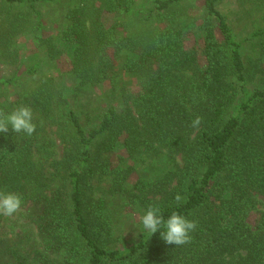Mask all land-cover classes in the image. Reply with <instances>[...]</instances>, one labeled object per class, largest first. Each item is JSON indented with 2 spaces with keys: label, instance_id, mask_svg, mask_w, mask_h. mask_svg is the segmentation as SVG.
<instances>
[{
  "label": "trees",
  "instance_id": "16d2710c",
  "mask_svg": "<svg viewBox=\"0 0 264 264\" xmlns=\"http://www.w3.org/2000/svg\"><path fill=\"white\" fill-rule=\"evenodd\" d=\"M189 1L201 2L197 17L180 12ZM219 1L0 0V54L14 40L16 58L17 38L32 33L74 93L42 76L16 101L36 132L0 133V191L19 194L31 222L1 264H264V30L244 54L249 39H236ZM188 29L199 49L186 46ZM104 84L124 110L82 120L70 98ZM140 154L161 170L130 185L126 157ZM121 204L177 211L197 228L182 246L145 231L112 248Z\"/></svg>",
  "mask_w": 264,
  "mask_h": 264
},
{
  "label": "rangeland",
  "instance_id": "374dc122",
  "mask_svg": "<svg viewBox=\"0 0 264 264\" xmlns=\"http://www.w3.org/2000/svg\"><path fill=\"white\" fill-rule=\"evenodd\" d=\"M149 3L150 0H136L135 6L141 9H148L150 7ZM182 4L179 6L181 13L194 17L198 16L201 2L189 1ZM217 5L225 12L238 41H246L254 32L264 30V0H220ZM13 13L14 11H12ZM49 27L45 25L43 29L49 30ZM186 37V46L188 48H200L201 40L198 38L199 36L194 35L192 29H188ZM252 42L253 38L244 42L242 45L244 54L251 53V49H253ZM15 47L18 50L16 58H14V40L10 44L9 53L0 54V111L10 112L18 107V102L16 101H21L24 92L33 88L39 79L45 75L56 77V82L59 81L64 86L63 91L65 90L66 94L74 96L71 87H69V80L58 74L59 69H63V66L61 64L54 66V61L49 59L44 50L38 46L37 40L33 38L32 33L19 36ZM128 87L131 91H137V87H134L133 82ZM254 87L255 82L248 81L246 85L248 91L252 92ZM242 100L243 94L239 92L232 106V113L236 112ZM70 102L73 107L77 108L81 119H90V123H95L99 114H102L109 105H114L117 112L124 110L118 93L113 92L108 84L86 87L76 94L75 97L70 98ZM120 154L123 155V153ZM148 159L141 156V154L134 157H126V162L134 168L133 175L127 179L130 185L139 177L148 180L160 172L161 168L158 162L155 161L153 163L148 161ZM158 161L164 162L165 157H159ZM258 200L262 203L264 202L262 197H258ZM27 209V206L21 207V210L13 216H2L0 219V264L9 257L4 255V253L8 252L7 248L13 244L14 239L22 233L24 236L28 234L26 230L31 226V222L27 217ZM113 212L121 213V219L117 224L116 237L110 247L125 249L136 240L139 234L146 231L140 223V217L143 213L132 205L123 207L122 204L120 207L113 209L112 214H114Z\"/></svg>",
  "mask_w": 264,
  "mask_h": 264
},
{
  "label": "clouds",
  "instance_id": "9594fccd",
  "mask_svg": "<svg viewBox=\"0 0 264 264\" xmlns=\"http://www.w3.org/2000/svg\"><path fill=\"white\" fill-rule=\"evenodd\" d=\"M202 117L196 116L191 121L193 128L199 127ZM9 128L16 134L31 137L37 129L34 113L31 106L21 104L10 112L0 111V133H7ZM180 201V196L175 197ZM22 197L14 192L0 191V215L11 217L21 210ZM143 229L152 234L159 232L165 243L175 246L186 245L191 242V233L197 228L194 220H189L177 211H173L165 219L158 205H149L140 217ZM163 229V231H161Z\"/></svg>",
  "mask_w": 264,
  "mask_h": 264
}]
</instances>
